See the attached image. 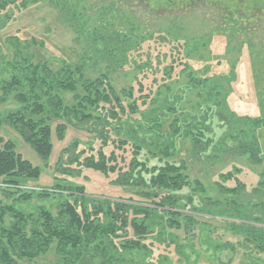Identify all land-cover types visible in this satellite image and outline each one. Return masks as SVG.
I'll use <instances>...</instances> for the list:
<instances>
[{
    "label": "trees",
    "instance_id": "trees-1",
    "mask_svg": "<svg viewBox=\"0 0 264 264\" xmlns=\"http://www.w3.org/2000/svg\"><path fill=\"white\" fill-rule=\"evenodd\" d=\"M42 1L0 0V11L8 19V9H26ZM157 33L133 41L128 34L94 32L93 40L101 47L96 57L108 61L107 66L113 68L111 61L118 66L133 63L138 71L154 75L149 86L136 78V86L119 90L106 72L86 74L92 57L88 51L79 63L62 57L54 68V60L37 58L34 50L41 45L34 39L12 34L0 42V103L10 98L17 105L0 114V127L11 128L42 162L51 154L53 134L62 140L69 127L89 133L99 145L89 143L79 149V142L74 141L62 150L69 158L64 162L60 158L55 170L69 176H79L81 169L113 175L111 185L133 188L139 197L88 195L82 185L60 183L25 192L18 188L19 179L35 180L41 169L17 152L13 140L0 136V177L4 178L0 190L8 195L14 188L15 201L28 200L34 192L44 198L59 196L55 214L44 208L24 213L13 204L0 203V264H17V258L32 260L50 249L58 264H81L85 258L98 259L99 264H122L123 255L134 250L149 253L147 262L152 263L154 243L169 246L166 238L196 243L202 232H207L213 250L230 253L226 261L216 257L214 263L207 259V264H245L247 257L264 264V170L249 192L236 177L240 168L219 173L214 185L222 199L197 196L195 205L192 197L179 192L192 186L204 192L203 186L189 179L185 163L169 160L176 155L180 137L190 140L195 156L207 152L211 160L229 154L259 164L257 130L264 128V106L257 116L237 115L226 102V84L236 79L235 68L221 77L208 75L206 69L204 76H197L185 52L186 41ZM116 41L119 48H115ZM149 41L165 47L176 42L179 47L166 48L162 59L149 53L142 58L139 50ZM180 76H184V89L178 88L177 93L168 82ZM258 77L255 73L254 78ZM190 93L202 101L187 111L181 103ZM109 146L128 151L130 159L126 162L114 150L107 152ZM154 160L157 164L150 165ZM74 164L77 167L71 168ZM231 180L234 185L227 184ZM204 213L207 218L201 217Z\"/></svg>",
    "mask_w": 264,
    "mask_h": 264
},
{
    "label": "rangeland",
    "instance_id": "rangeland-1",
    "mask_svg": "<svg viewBox=\"0 0 264 264\" xmlns=\"http://www.w3.org/2000/svg\"><path fill=\"white\" fill-rule=\"evenodd\" d=\"M9 18L3 16L0 11V42L7 35L16 34L24 40L34 39L41 47L35 48L37 58L54 60L52 67L58 66V60L70 56L72 64L79 63L82 54L88 51L91 59L86 64V74L96 75L106 72L112 85L119 90L122 87L136 86L135 79L141 80L144 86H149L153 80V73L146 70L141 72L133 67V63H125L118 66L111 61V68L99 57L100 44L95 43L93 37L95 31H101L104 35L111 33L128 34L133 41L142 36L157 32L169 34L179 40H185L187 48L185 52L191 64V71L197 76H204L205 69L208 75L221 77L230 67H234L236 79L226 84L228 95L226 102L229 108L237 115L257 116L264 106V0H44L37 4H30L26 9L12 8L6 11ZM104 28V29H103ZM106 29V30H105ZM105 30V31H103ZM94 34V36H93ZM167 36V35H166ZM154 41V40H151ZM143 43L139 50L142 58L149 53L156 59H162V53L170 47L179 46L167 43L164 45L155 42ZM169 44V45H168ZM121 46L116 41V47ZM167 48V49H166ZM98 52L95 54V52ZM138 51V50H136ZM95 54V55H94ZM136 62L138 57L134 55ZM73 58H75L73 60ZM156 65V61L150 59V63ZM179 68V67H178ZM178 68L176 70H178ZM256 72L253 73V70ZM259 79L254 78V74ZM153 76V77H152ZM159 77V75L157 76ZM136 79V80H137ZM225 83V82H223ZM172 90L184 89V76L174 78L168 82ZM179 88V89H178ZM166 94V93H165ZM70 98L67 97L66 101ZM70 101V100H69ZM198 99L190 93L182 101L181 106L190 111L191 106H196ZM17 107L15 102L8 98L0 103V114L6 113ZM217 136L221 132L217 131ZM0 136L5 140L11 139L16 144V150L23 158L28 159L33 165L39 166V177L33 179H19V189L28 192L39 188L51 189L54 184L63 186H84L88 195H104L113 199L128 198L137 200L133 188H121L111 185L109 182L113 175L105 176L99 172L81 169L79 176L62 175L55 170L56 162H64L69 158L68 152H62L65 147L79 142L78 148L88 147L91 143L98 146L99 141L85 131H77L68 128L64 138L58 140L52 135V151L47 161H40L31 148L9 127H0ZM114 137V136H112ZM176 141V155L169 159L174 162H183L187 166L186 173L190 180H198L204 188H183L179 195L192 197L197 205V196H218L214 183L218 180V174L230 171L233 166L241 169L236 177L244 182L247 192L255 186L258 173L264 170V128L257 130V138L261 146V161L259 164H251L245 157L233 155H218L216 159H208L207 152L203 157L195 156L191 152L188 138ZM216 140V138H214ZM128 149V147H125ZM114 150L109 146L107 152ZM116 154L130 159L129 153L122 150H114ZM122 156V157H123ZM150 165L157 164L150 161ZM77 167L75 164L71 168ZM4 178L0 177V186ZM227 184L234 185V181ZM3 187V186H2ZM8 192V191H6ZM6 195L0 190V203L13 204L24 213H37L44 208L55 214L59 196L38 197L34 192L30 199L15 201L18 193L14 188ZM185 201V200H184ZM207 218V214H201ZM8 225L9 218L6 217ZM170 241L169 246L153 244L154 263L147 262L149 253L134 250L125 253V263L122 264H207V259L212 263L216 257L226 261L230 257L227 251L213 250L207 243V232H202L198 242L187 243L178 238ZM148 242V241H146ZM159 255V256H158ZM158 256V257H157ZM156 258H159L156 260ZM17 264H58L57 256L53 249L41 254L35 259L17 258ZM98 259L88 261L87 258L81 264H99ZM245 264H262L252 257L244 258Z\"/></svg>",
    "mask_w": 264,
    "mask_h": 264
}]
</instances>
